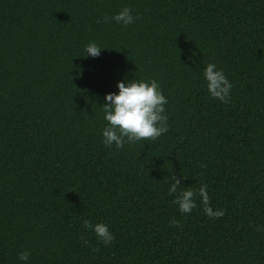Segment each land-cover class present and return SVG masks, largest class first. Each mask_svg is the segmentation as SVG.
<instances>
[{
	"label": "trees",
	"instance_id": "trees-1",
	"mask_svg": "<svg viewBox=\"0 0 264 264\" xmlns=\"http://www.w3.org/2000/svg\"><path fill=\"white\" fill-rule=\"evenodd\" d=\"M125 7L127 26L112 19ZM208 63L233 84L228 103L208 94ZM125 78L159 82L168 131L117 149L102 105ZM174 177L206 185L224 216L198 195L180 213ZM258 226L264 0H0V264H264Z\"/></svg>",
	"mask_w": 264,
	"mask_h": 264
},
{
	"label": "clouds",
	"instance_id": "clouds-1",
	"mask_svg": "<svg viewBox=\"0 0 264 264\" xmlns=\"http://www.w3.org/2000/svg\"><path fill=\"white\" fill-rule=\"evenodd\" d=\"M112 19L123 26L133 23L134 16L128 7L119 11ZM101 48L90 41L85 45L83 55L96 58ZM203 78L208 94L222 103H228L233 84L229 81L222 69L215 63H208L203 69ZM117 92L104 96L102 105L103 119L107 122L102 129V143L107 147L113 145L119 149L126 143L140 140H155L168 131V117L165 114V105L168 103L160 84L156 80L138 81L136 79H121L116 83ZM181 182L174 177L168 192L175 194L173 203L178 205L182 214L191 213L197 207L195 196L200 197L204 205V213L209 218L223 217V209H213L206 185H201L198 192L190 188L180 189ZM85 229L91 230L105 246L114 242L115 237L105 223L92 224L87 219L83 221ZM264 226H258L260 231ZM18 259L27 262L29 253L21 252Z\"/></svg>",
	"mask_w": 264,
	"mask_h": 264
}]
</instances>
